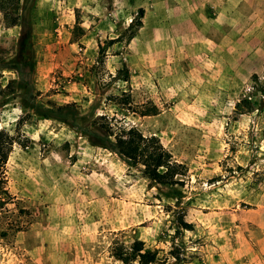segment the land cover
<instances>
[{
    "label": "rangeland",
    "instance_id": "374dc122",
    "mask_svg": "<svg viewBox=\"0 0 264 264\" xmlns=\"http://www.w3.org/2000/svg\"><path fill=\"white\" fill-rule=\"evenodd\" d=\"M249 5L19 0L29 66L0 13V130L15 140L0 264H122L113 247L136 241L151 264H264V3ZM148 102L158 114L131 111ZM98 115L155 135L181 183L93 146Z\"/></svg>",
    "mask_w": 264,
    "mask_h": 264
},
{
    "label": "trees",
    "instance_id": "16d2710c",
    "mask_svg": "<svg viewBox=\"0 0 264 264\" xmlns=\"http://www.w3.org/2000/svg\"><path fill=\"white\" fill-rule=\"evenodd\" d=\"M18 6L19 0H0V13L5 25H18L20 28L16 59L20 64L29 66L32 62L31 26L27 17L19 16ZM140 16H142L141 10ZM262 84L258 90L264 93V78ZM116 100L122 107L129 109L130 101L127 94H123ZM236 110H239V104H236ZM131 111L139 116H153L159 112L158 107L151 102L141 104L139 108H133ZM249 111L251 107L246 105V109L239 113ZM39 113L44 116L48 115L45 111ZM112 119L106 115H98L92 121L90 128L85 130L93 146L107 149L126 163L141 167L143 176L152 183L164 186L181 183L187 172L185 165L175 161L155 135L146 136L135 126L124 124L115 126L111 123ZM14 142L13 136L0 130V205L6 203L3 196L8 195L4 185V165ZM182 223L185 227L189 225ZM111 254L122 264H151L156 259L155 252L144 248L141 241H136L130 250L119 245L114 246Z\"/></svg>",
    "mask_w": 264,
    "mask_h": 264
},
{
    "label": "crops",
    "instance_id": "0c3cea01",
    "mask_svg": "<svg viewBox=\"0 0 264 264\" xmlns=\"http://www.w3.org/2000/svg\"><path fill=\"white\" fill-rule=\"evenodd\" d=\"M263 2L264 3V0H245V3H249V7L251 6V4L255 3V7L258 8V4Z\"/></svg>",
    "mask_w": 264,
    "mask_h": 264
}]
</instances>
